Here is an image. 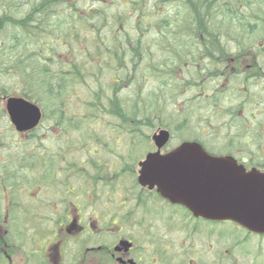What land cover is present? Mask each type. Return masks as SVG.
I'll list each match as a JSON object with an SVG mask.
<instances>
[{
    "label": "flooded vegetation",
    "instance_id": "flooded-vegetation-1",
    "mask_svg": "<svg viewBox=\"0 0 264 264\" xmlns=\"http://www.w3.org/2000/svg\"><path fill=\"white\" fill-rule=\"evenodd\" d=\"M17 11L18 22H25L23 0ZM39 18L37 10L38 27ZM8 30L0 24V59ZM258 34L244 45L191 53L217 57L195 68L204 81L175 105L171 139L161 153L196 143L248 174H264V23ZM1 72L0 86L10 93L0 92V264H244L264 251V235L233 221L196 217L157 187L141 185L139 162H126L120 171L115 161L86 163L63 142L64 134L52 137L48 120L47 127L20 134L7 112L15 79ZM225 241L231 246L223 247ZM16 253L23 259L14 262Z\"/></svg>",
    "mask_w": 264,
    "mask_h": 264
},
{
    "label": "trees",
    "instance_id": "trees-1",
    "mask_svg": "<svg viewBox=\"0 0 264 264\" xmlns=\"http://www.w3.org/2000/svg\"><path fill=\"white\" fill-rule=\"evenodd\" d=\"M18 3L0 0V24L9 29L0 68L12 73L15 94L38 102L58 129L74 125L75 117L61 113L78 97L80 125L102 119L133 147L159 129L173 131L175 105L202 85L205 74L195 68L217 56L192 52L256 41L264 23V0H23L25 22H18ZM223 35L234 43H222ZM91 83L94 96L80 97Z\"/></svg>",
    "mask_w": 264,
    "mask_h": 264
},
{
    "label": "water",
    "instance_id": "water-1",
    "mask_svg": "<svg viewBox=\"0 0 264 264\" xmlns=\"http://www.w3.org/2000/svg\"><path fill=\"white\" fill-rule=\"evenodd\" d=\"M8 111L17 129L38 125L42 112L34 103L10 98ZM170 139L168 131L153 136L158 150ZM142 166L140 182L172 203L189 208L195 216L234 221L264 234V174H248L232 159L214 158L196 143H183L171 153H151Z\"/></svg>",
    "mask_w": 264,
    "mask_h": 264
},
{
    "label": "rangeland",
    "instance_id": "rangeland-1",
    "mask_svg": "<svg viewBox=\"0 0 264 264\" xmlns=\"http://www.w3.org/2000/svg\"><path fill=\"white\" fill-rule=\"evenodd\" d=\"M108 1L111 2L113 0H108ZM109 80L110 78L107 79L106 77H104L103 85L107 84ZM88 88H89V92L87 90ZM88 88L86 89L84 88L79 93L81 94L80 97H84V96L87 97L93 94L89 97L91 98L94 96V92L98 90V87L94 83L89 84ZM71 105L74 107L75 102H72ZM113 126L114 125L108 126L107 123H105L101 119L100 125L90 124V125L82 126L79 129V131L71 130L68 133V136L65 137L64 143L65 144L69 143L73 145L72 148L75 150L76 153H78L76 158L84 159L85 162L87 163V161H90L91 158L96 157L101 159L100 165L115 161L117 166H119L118 171H120L121 166H124L126 162L129 163V160L137 159V157H139L137 162L140 161L143 158V154L144 157H146L148 151L151 150L150 147L152 146L154 147L153 142L152 144H146L144 142L142 146L141 145L137 146V148L134 149L133 146L130 145L126 137L124 138L122 136H117L115 132H112V130L109 127L113 128ZM57 133H59V131L55 132V134ZM58 136L61 135L58 134ZM175 145L176 143H174V146ZM153 147L152 150H154ZM94 148L96 149L95 151L96 153L95 154L92 153L91 155H89L88 153H91ZM225 230H230V229L229 227H225ZM229 246H231V244H228L226 241L223 242V247H229ZM22 259H23L22 254L16 253L13 256V260H15L14 262L20 261ZM233 262L235 261L234 260L231 261V263ZM244 264H264V251H260V253L259 251H256L250 257H247L245 259Z\"/></svg>",
    "mask_w": 264,
    "mask_h": 264
},
{
    "label": "bare ground",
    "instance_id": "bare-ground-1",
    "mask_svg": "<svg viewBox=\"0 0 264 264\" xmlns=\"http://www.w3.org/2000/svg\"><path fill=\"white\" fill-rule=\"evenodd\" d=\"M248 33L247 32H245V36L247 35ZM246 37H248V36H246ZM246 37H244V38H246ZM227 36H225V35H223V37H221L220 38V41L223 43H225V44H227V45H230V44H233L234 42H229L230 40H232V39H229V40H227ZM226 40H227V43H226ZM243 42V41H242ZM236 44H241V40H240V42L238 41V42H235ZM197 45V44H196ZM196 47V46H195ZM195 47H193V49H195ZM197 56V55H196ZM197 57H199L200 58V56H197ZM198 58V59H199Z\"/></svg>",
    "mask_w": 264,
    "mask_h": 264
}]
</instances>
